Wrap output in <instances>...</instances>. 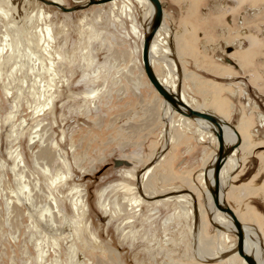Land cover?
Masks as SVG:
<instances>
[{"label": "rangeland", "instance_id": "374dc122", "mask_svg": "<svg viewBox=\"0 0 264 264\" xmlns=\"http://www.w3.org/2000/svg\"><path fill=\"white\" fill-rule=\"evenodd\" d=\"M88 1L65 0L66 5L62 7L70 9ZM160 1L166 13L165 27L169 31L166 30L168 37H161L168 43L163 46L164 49H170V41L183 34L197 44H203L213 57L215 100L207 104L194 101L192 107H208L210 111L207 113L213 111L219 114L244 139L241 150L235 156L237 165L233 169L228 167L225 177L229 181L223 192L228 193L225 197L229 208L245 221L242 208L252 209L256 215L264 211V200L262 203L260 199L255 200L256 196L264 194V190L242 191V183L264 184V0ZM13 3L23 5L27 14L43 9L50 16L46 23L52 27L55 48L61 58L57 69L64 65L63 74L58 70L60 76L57 81L66 80L67 83L64 82L65 85L60 88L55 124L52 116L31 120L27 101L31 103L32 99L28 95L21 99L17 121L19 124L22 119L26 120L30 129L38 121L46 125L45 135L57 142L58 151L67 158L70 166L68 172L59 161L52 164V180L59 166L62 173L70 175L62 188L54 189L49 182L41 180L42 186L48 187L52 196L57 198L68 220L57 221L61 233L65 234L58 240L62 247L63 264H69L67 247L71 245L69 235L72 228L80 233L81 242L78 245L82 255L79 257L84 258V263L88 262L86 264H243L242 258L233 254L237 245L235 234L213 221L214 213L208 208L204 193L206 183L202 184L200 174L179 173L182 159L163 157L161 166L154 170L155 174L153 172L156 177L152 188L157 198L142 196L138 175L164 155L159 151V142L146 141L157 138L158 122L164 116L161 99L141 71V33L146 34L149 21L147 9L134 0L130 5L108 3L73 13H64L38 0L36 3L13 0ZM125 5L132 8L131 19L122 14ZM133 24L139 33L131 31ZM250 37L258 38V42L251 45ZM260 46L263 47V54ZM244 54L247 55L245 59L242 57ZM158 60L155 70L163 76L164 67ZM0 98V156L8 165L6 175L11 187L15 188L10 173L12 162L7 157L9 125L3 121L13 111L14 98L5 97L1 83ZM171 117L173 120L180 119L178 114ZM30 134L31 131L26 133L21 145L29 170L38 175L28 146ZM72 145L75 148L73 153L70 149ZM215 146L217 148V143ZM37 151L38 147L33 150ZM132 157L139 159L138 165L133 163ZM212 160L207 169L211 168ZM78 189L81 195H85L88 212L83 218L73 219L72 203ZM170 192L175 193L172 195L192 192V206L185 204L184 211L177 203H156ZM59 193L60 196L57 195ZM4 194L0 188V264H36V244L40 239L47 241L49 238L52 242L53 231L35 215L31 222L28 216L31 210L26 207L20 211V220L13 215L10 218L13 225L19 228L10 227ZM244 194L247 199L242 202ZM193 198L198 200V217ZM190 209L192 214H189ZM201 224L202 237L214 242L206 247L208 252L219 251L220 245L226 252L208 256V259L202 257L198 251L200 234L196 229ZM244 224L258 228L253 221ZM88 226L100 240V245L88 241ZM257 230L261 243V231ZM221 232L229 239L222 240ZM66 241L69 243L66 244ZM49 250L48 264H54L50 245Z\"/></svg>", "mask_w": 264, "mask_h": 264}, {"label": "bare ground", "instance_id": "6f19581e", "mask_svg": "<svg viewBox=\"0 0 264 264\" xmlns=\"http://www.w3.org/2000/svg\"><path fill=\"white\" fill-rule=\"evenodd\" d=\"M31 1H33V3H36V0H31ZM47 1L56 3L60 6L66 5L65 0H47ZM131 1L132 0H114V1L110 2V4L116 5L118 2H122V3H128L130 5ZM134 1L139 6H142L143 8L147 9L145 11H147V16L149 18V21L146 25L147 27H146L145 33H148L149 28H150V24H151V20L153 18V14H154V8L148 0H134ZM22 6L23 5H21V6L15 5L13 3V0H0V83L3 86V93H4L5 97L14 98L13 111L10 112L4 118L3 121L7 125H9V131H8L7 139L9 141L10 146L7 150V157H8V160L12 162V166L10 167V173L14 179V185H15V188L11 187L10 181L8 180V177L6 175V169H7L8 165L6 162L1 160V156H0V170H2V174L0 175V182H1L0 188H1L2 192L5 193L3 198H4L5 204H6V214L8 216L7 222H8V225L10 227H12L14 229L19 228L17 225H13L10 218L13 215L14 217L15 216L17 218L19 217V220H20V218H21L20 217V211L23 209V207H26L27 209L31 210V212H28V216H29L31 222H33V218L35 215L38 218V220L45 221L47 223L46 225L53 231L52 242L48 238L47 241H42L40 239V241L36 244V247H35L36 248V258H35L36 264H48L47 255H49L50 250L47 251V248L49 245L52 247L51 251H53V254H54V259L52 260V262L54 264H63V261L61 259L62 247H61L58 240H61L60 237L62 235H63L62 237H64L65 234L61 233V230L58 227L59 224H57V221L63 219L67 222L68 220H67V217L63 215V213H62V211L58 205L57 198L52 196L48 187L42 186L43 182L41 180L43 179L44 181L49 182L50 186L54 189L62 188L63 183L64 184L67 183L66 181L68 180L70 175L62 173L61 172L62 169L59 166L55 170L56 171L55 178H54V180H52V173H53V169H54L52 164L54 163V161L55 162L59 161L62 167L67 168L68 172H70V170H69L70 166L68 167L69 163L67 161V158L65 156H63L58 151L59 147H58L57 142H55L51 136L48 137L47 135H45L46 134V128H45L46 125L44 126V124H41V122L37 120L38 121L37 124L30 129L28 127V123L26 120L20 119L21 121L19 124H17V121H18V116H19L20 110H21V99L25 95H28L32 99L31 103L28 102L29 100L27 101V104H28V106L31 110V113H32V116L30 117L31 120L38 119L40 117L52 116L54 124H55L56 102L58 101V99L60 97V92H61L60 88H62L63 85H65L64 82L67 83V81L66 80L62 81V82L57 81V80H59V76H60L58 70L62 71L61 73L63 74L64 65L61 66V68L59 67V69H57V65H58L57 62L61 61V58H60L59 53L57 52V49H56L57 47L55 48V38H54L55 35H54L53 30H52V27L46 23V20L50 19V16L47 15V13H45L43 11V9H41L39 12L33 11L32 13L27 14L24 11ZM123 8H124V6H123ZM261 10H262V8H261ZM131 13H132V8L128 7V5L125 7V11L122 12V14L125 17H128L129 19L132 18ZM165 14L166 13L164 11L163 24L160 27V29L158 30V32L156 33V35L152 41V44H151V63H152L154 72H155L156 76L158 77V79L160 80V82L166 88H168L170 91L175 93L178 89V86H179L177 84V82H178V76L176 74L177 66H176L175 62L172 60V58L169 59V57H168V59H165L171 53H170L169 48L166 50L164 49L163 46L167 45L168 43L163 41L164 39L161 38L162 36H164V37L169 36V33H168L169 31L165 27ZM24 17H25V19H24ZM146 19H147V17H146ZM117 21H119V20H117ZM137 27H138V25H137ZM132 30L134 33L137 32V29H136L134 24L132 25L131 31ZM137 33H139V32H137ZM257 39L258 38L250 37L249 41L251 42V45H253L254 42H258ZM143 40H144V34L141 33V46H140L141 56H142ZM256 45H258V44H256ZM260 47H261L260 52H261V54H263V52H262L263 47L262 46H260ZM242 49H243V47H242ZM259 50H260V48H259ZM163 55H167V56H165V58H164ZM246 56H247L246 54L242 55V57L244 59L247 58ZM159 57H160V59L158 60ZM156 59L163 64V67H164L163 71L165 72V76H164V74H163V76L159 75L158 72L155 70L156 69L155 68V62H157ZM141 71H142V75H144L146 77V75L144 73L142 61H141ZM61 79H63V78H61ZM147 81H148V79H147ZM59 83H61V84L59 85ZM148 84L150 87L153 88V86L150 84L149 81H148ZM202 90H204V89H202ZM155 93L161 99V103L163 106L162 111L164 112L163 113L164 116L162 119H167L169 121L168 127L171 129L174 127V122H173L174 120L171 116L176 114V113L172 111L169 104L164 101V99L156 92V90H155ZM182 100L188 106L193 108L192 105L186 100L184 95H182ZM0 103H1V98H0ZM197 111H199V110H197ZM200 112H203V111H200ZM204 113H207V112H204ZM210 114H212L214 116L217 115L216 113L215 114L210 113ZM178 117L181 119V121L183 120L186 123H188L190 121L189 119L184 118L180 115H178ZM216 117H218V116H216ZM219 119H221L223 122L226 121L225 119H222V118H219ZM179 122H180V120H179ZM198 122H199V125H201L205 128V131L206 130L208 131L210 129L208 123H206L202 120H200ZM166 123H167V121H166ZM167 125H168V123L166 124V126ZM178 125H179V123H178ZM167 130H168V128H167ZM167 130H166V133L164 132V134H167ZM224 130H225V142H226V144L227 145H234L237 142L236 135L234 134V132L232 130H230L228 128H224ZM28 131H31V134L28 138V146H29L30 150L32 151V164H33V168H34L35 172L38 171V175L35 174L34 172L31 173V171L29 170L30 167L28 165V161H27L26 157L24 156L23 150H22V145H21L22 140L24 139V137ZM204 134H205V132H204ZM211 136H212V134H211ZM212 139L214 140L215 143H217V149H218L217 139L214 136H212L211 140ZM240 139H241V144H240L239 148L237 150H235L233 155H231L229 157V159H228L227 163L225 164V166L223 167V169L221 171V175H220V182H221V188H222L221 199H224L225 202L228 201V200H226V197H225V195H228V193H224L223 188H225L226 184H228V181H229L228 177H225V175L228 172V167L231 166L233 169V167H235L237 165V160H235V156L241 150L242 145L244 144L243 137L241 138V136H240ZM203 140H204V137H203ZM46 142L48 143L47 146L42 147V146H44V144ZM172 143H174V142H172ZM73 145L70 147L72 153L74 152V149H75ZM36 147H38V151L33 152V150ZM0 148H1V144H0ZM216 152H217V150L215 149V152L213 154V160L211 163V168L208 171L209 187H212V185H213V182H212V166H213L215 158H216ZM163 157H164V155L159 157L158 160H156V162H154V164L152 166L148 167L140 175H138L137 179H138V182L140 183V189L143 192L142 196L144 195L145 197H149L152 199L157 198V195H155L156 192H154L153 191L154 188H152L154 186V180L156 177V176H154V174H155L154 170L157 167L161 166L160 162L162 161ZM132 160H133L134 164H137L140 162L139 159L136 157H132ZM205 162L207 164L206 160H205ZM76 163H77V160H76ZM153 172H154V174H153ZM199 177L201 179V182H203L202 184H204V172L200 173ZM130 190L132 192V189H130ZM205 190L206 191H204V193L206 194L207 203L209 205L208 208H210V210L213 211V213H214L213 214V221H215L217 224H219L221 226H224L226 229H228L230 232H232L234 234L236 231H235V227L232 224L231 220L228 219V217H226V215L220 213L218 210L215 209L209 191L207 189H205ZM57 191L58 190H56V193H57ZM131 192L129 191V193H131ZM173 193L170 192V193H167L166 195H163V198L156 200V201H158L156 203L157 204L166 203V202L167 203H169V202L177 203L182 210H184L183 206H185V204H186V206L187 205L192 206V202H191L192 196L191 195H189V194L172 195ZM75 194H77V196L73 200V203H72L73 214H74L73 219H78L81 217L83 218L88 212V207H87V203H86L87 201L84 197L85 195H83V194L81 195V191H79V189L76 191ZM191 194H193V193L191 192ZM57 195L60 196L61 193H59ZM193 197H194V194H193ZM131 201H133V200H131ZM134 201H136V200L134 199ZM138 202H141V200H138ZM117 204H118V202H117ZM175 208H176V206H175ZM197 210H198V208H197ZM0 212H1V209H0ZM192 212L193 211L190 209L189 214H192ZM170 213H172V212H170ZM236 216H237V214H236ZM171 218H172V216H171ZM238 219L240 220V222L242 223V225L244 227L245 236H246L245 246H246L247 253L252 255L258 264H264V250H263L264 245L261 246V244H260V238H259V233H258L257 228H255L254 226L244 224L246 221L241 220L240 217H238ZM243 219H245V218H243ZM19 220H17V221H19ZM61 224H62V222H61ZM64 224H65V222H64ZM217 224H216V226H217ZM69 225H66L65 227H67ZM202 225L203 224H201V226L196 228L198 235L200 234V237H198L199 238V242H198L199 249H198V251L202 255V257L208 259V258H210L208 256L212 257L213 255L223 254L224 252H226L225 249L222 247V245H220L219 251H216V252L212 251L213 253H211L210 251L208 252V249H206V247L212 246L214 242L211 243L210 240L208 241L206 238L202 237V235H201L202 234ZM34 227L36 228V230L38 229L37 226H35V224H34ZM198 229H199V232H198ZM86 231H87L88 241L91 244H99L100 243V240L91 231L90 226L87 227ZM56 235H59V236H56ZM220 235H221V239L224 241H225V239H229L227 234H225L224 232H221ZM69 236L71 239L70 240L71 245L69 247H67L68 255H69V264H86V263H88V262L84 263L85 259L82 257L81 258L79 257V255H82V254H79L80 251H79L78 242L79 241L81 242V236H80V233L78 232V230H75L72 228V232H70ZM69 236H68V238H69ZM40 238H41V235H40ZM37 240H38V238H37ZM68 243L69 242H67L66 244H68ZM111 253L118 256L117 255L118 253L116 254L113 251H111ZM233 254L238 255V253L236 251ZM109 262H111V261H109ZM242 262H243V264H246V262L243 259H242Z\"/></svg>", "mask_w": 264, "mask_h": 264}, {"label": "crops", "instance_id": "0c3cea01", "mask_svg": "<svg viewBox=\"0 0 264 264\" xmlns=\"http://www.w3.org/2000/svg\"><path fill=\"white\" fill-rule=\"evenodd\" d=\"M197 43H198L197 41L195 42V40L188 37V35L178 34L170 41L171 54L168 55L169 59L172 58V60L175 62L177 66V72H176L178 76L177 84L179 85L177 90L181 94V97L182 95H184L186 100L191 105H193L192 102L194 101L203 104H207V102L210 103L215 100L214 97L216 95L215 83H214L215 80L212 74V72H214V62H212L211 58L213 57H211V55L208 53L207 49L203 44H197ZM163 74H165V72H163ZM194 109L203 112L210 111V109L208 110V107H200ZM210 113H214V112L212 111ZM166 121L168 123L167 126H166L167 124ZM173 122H174V127L170 129L168 127L169 121L167 119L160 118L158 122V125L159 124L160 125L158 129V135L156 136L157 138L155 139L148 138L146 139V141L159 142L160 144L159 151L164 153V158L182 159L181 165L178 166V168L181 170L179 171V173L197 175L204 172L208 168L210 164V160L213 158L215 149L217 150L214 140L213 139L211 140L212 136H214L211 133V130L209 129L208 131L207 130L205 131V128L199 125V122L195 120H190L188 123H186L185 121L183 120L181 121V119H178V120H174ZM177 122L179 123V125ZM166 130H167V134H164V132L166 133ZM168 131L172 133L170 134ZM163 147H165L164 151H163ZM205 160L207 161V164ZM255 189L264 190V184L256 185V184H251L249 182L242 183V191L244 190L252 191ZM242 196L244 198L242 199V202L246 201L247 198H245L246 197L245 194ZM259 199L262 203L264 200V194L258 197L256 196L255 200H259ZM193 202H194V206L198 207V200L194 199ZM231 203L233 204L234 202L232 201ZM196 215L198 217V210L196 211ZM242 217L245 218L246 222L253 221L258 225L257 229L261 231L260 234L263 240L260 244L261 246H263L264 245V211H261L259 215H256L252 209L246 210L242 208ZM250 226H252V224H250ZM216 264H232V263L223 262Z\"/></svg>", "mask_w": 264, "mask_h": 264}, {"label": "water", "instance_id": "95a60500", "mask_svg": "<svg viewBox=\"0 0 264 264\" xmlns=\"http://www.w3.org/2000/svg\"><path fill=\"white\" fill-rule=\"evenodd\" d=\"M38 1L44 3L47 6L56 7L64 13H73L87 9L94 5L107 4L114 0H89L88 3H86L85 5L77 6L70 9L64 8L56 3L49 2L47 0H38ZM148 1L152 4L154 8V14L151 20L149 32L145 34L143 40L142 63H143L144 73L150 84L153 86L156 92L164 99V101L169 104L173 112L189 120H195V121L202 120L209 124L211 133L217 139L218 149L216 152V158L214 164L212 166L213 185L212 187H209V181H208L209 169H206L204 171V182L206 183V187L210 193L215 209L218 210L220 213L226 215V217H228V219L231 220L232 224L235 227L236 232L234 234L237 237L236 252L246 262V264H258L255 258L252 255L248 254L246 251V246H245L246 236L242 223L240 222L234 211L229 208L225 200L221 199V193H222L221 182H220L221 171L225 166V164L227 163L229 157L233 155L234 151L239 148L241 144L240 135L237 132V130L229 123L223 122L221 119L210 113L200 112L191 108L182 100L181 94L179 93L178 90L174 93L170 91L168 88H166L160 82V80L158 79V77L154 72L151 63V44L156 33L163 24L164 7L160 0H148ZM224 128H228L232 130L236 135L237 142L234 145L226 144ZM189 195L192 196L190 192ZM195 211H197L196 206H195Z\"/></svg>", "mask_w": 264, "mask_h": 264}]
</instances>
